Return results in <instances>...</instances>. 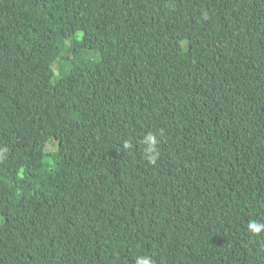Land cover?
Segmentation results:
<instances>
[{
  "label": "trees",
  "instance_id": "obj_1",
  "mask_svg": "<svg viewBox=\"0 0 264 264\" xmlns=\"http://www.w3.org/2000/svg\"><path fill=\"white\" fill-rule=\"evenodd\" d=\"M253 221L264 0H0V264H264Z\"/></svg>",
  "mask_w": 264,
  "mask_h": 264
},
{
  "label": "clouds",
  "instance_id": "obj_2",
  "mask_svg": "<svg viewBox=\"0 0 264 264\" xmlns=\"http://www.w3.org/2000/svg\"><path fill=\"white\" fill-rule=\"evenodd\" d=\"M149 145V150H152V145L156 143V140L153 136L149 135L146 138L145 141ZM127 146V145H126ZM150 163L152 162L151 160L149 161ZM262 229H264V224L258 223V222H251L249 225V230L252 232H260ZM137 264H150V261L146 258H138Z\"/></svg>",
  "mask_w": 264,
  "mask_h": 264
},
{
  "label": "rangeland",
  "instance_id": "obj_3",
  "mask_svg": "<svg viewBox=\"0 0 264 264\" xmlns=\"http://www.w3.org/2000/svg\"><path fill=\"white\" fill-rule=\"evenodd\" d=\"M53 146L54 145H48L46 151H52L53 150ZM44 150H45V148H44Z\"/></svg>",
  "mask_w": 264,
  "mask_h": 264
}]
</instances>
